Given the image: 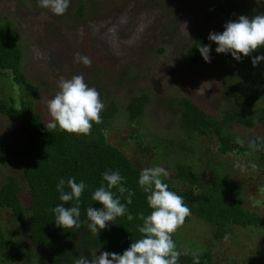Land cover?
Here are the masks:
<instances>
[{
  "label": "trees",
  "instance_id": "obj_1",
  "mask_svg": "<svg viewBox=\"0 0 264 264\" xmlns=\"http://www.w3.org/2000/svg\"><path fill=\"white\" fill-rule=\"evenodd\" d=\"M82 7V3H78V16ZM259 13H264V0L259 5L256 0H214L209 8L202 7L185 49L187 61L194 65L204 61L198 48L210 45L208 36L212 24L225 25L237 21L241 15L251 18ZM217 55L219 76L224 78L221 93L217 94L220 98L217 113H206L189 98L175 99L170 108L177 114V134L171 137L144 135L150 146H145L143 152H153L151 161L154 163L166 164L169 175L162 177L163 182L170 191L182 196L191 209L186 220L195 218L204 222L213 240L224 239L234 226L264 235V216L244 204L242 187L226 171L225 161L207 160L205 170L197 165L201 160L199 142L212 139L219 155L245 153L246 162L257 169L264 168V147L259 150L249 147L251 142L264 145V137L243 139L234 132L235 126L249 128L255 121L264 126V60L255 67L252 65L253 57L264 55V47L249 57L241 56L240 61L230 53ZM21 63L17 38L8 22L0 20V75L3 78L0 114L15 122L22 132L18 144L0 137V167L10 169L0 181V211L5 209L13 219V224L0 225V264H17V258L29 264H74L80 255L90 260L105 251L122 254L141 238L137 226H142L143 221L139 216L150 214L151 209L147 204L148 194L139 186L140 172L144 168L137 167L120 148L108 143L104 132L113 126L118 116L116 112L123 115L124 123L138 124L149 94L129 95L120 109L112 98L100 93V100L107 102L100 113L102 122L93 123L90 134H69L59 128L49 132L33 105L39 88L26 79ZM13 88L20 92L17 100L11 94ZM137 140L141 144L142 140ZM107 170L118 171L123 177V186L135 194L128 204L127 192L121 196L118 188L111 189L127 211L124 216L108 222L96 235L88 230L86 209L103 207L92 199V194L102 183L106 187L103 173ZM73 177L77 183L83 181L86 185L80 198V227L64 229L56 226L55 216L49 209L62 203L56 190L59 180ZM74 204L72 201L64 206ZM128 214L134 219L129 221ZM7 227L12 233L9 236L5 233ZM182 237L178 231L172 237L177 250L188 248L190 253L199 254L200 264H230L216 261L211 249L193 247ZM257 245L245 262L232 264H264V237ZM178 264H192V256L182 255Z\"/></svg>",
  "mask_w": 264,
  "mask_h": 264
},
{
  "label": "rangeland",
  "instance_id": "obj_2",
  "mask_svg": "<svg viewBox=\"0 0 264 264\" xmlns=\"http://www.w3.org/2000/svg\"><path fill=\"white\" fill-rule=\"evenodd\" d=\"M212 1L70 0L67 11L57 16L40 7L38 0H0V20L8 22L17 38L26 79L39 88L33 105L44 124L51 119L47 101L59 91L61 77L71 79L82 75L89 87L112 98L120 109L129 95L149 94L138 124L124 123L123 115L116 112L118 116L113 126L104 132L108 143L120 148L137 167L146 168L160 166V163L151 161L153 152H143L145 146H150L144 135L171 137L177 134V114L170 108L175 99L189 98L208 114H216L220 107L217 94L221 93L224 78L219 76L217 45L210 41V63L204 60L194 65L185 57L195 18L202 7L209 8ZM78 3L83 5L79 16L76 14ZM223 31L222 24L214 23L209 27V34ZM76 53L89 57L91 66L77 62ZM2 79L0 75V100ZM11 94L17 100L20 92L13 88ZM234 132L243 139L264 137V126L255 121L249 128L235 126ZM0 137L16 144L22 139L18 125L2 114ZM136 137L142 140L141 144ZM199 144L198 167L205 170L207 160L225 161L226 171L242 187L244 204L264 216V168L257 169L246 162L245 153L219 155L212 139ZM161 164L165 169L166 164ZM8 171L10 169L0 167V181ZM6 223L13 224V219L3 209L0 225ZM177 231L191 246L209 248L216 261L230 264L245 262L264 237L249 228L234 226L226 235L227 239L216 241L211 238L209 226L195 218L187 219ZM5 233L12 234L8 227ZM15 262L29 264L19 258Z\"/></svg>",
  "mask_w": 264,
  "mask_h": 264
},
{
  "label": "clouds",
  "instance_id": "obj_3",
  "mask_svg": "<svg viewBox=\"0 0 264 264\" xmlns=\"http://www.w3.org/2000/svg\"><path fill=\"white\" fill-rule=\"evenodd\" d=\"M256 3L259 5L261 0H256ZM38 4L59 16L67 11L70 0H38ZM183 25L187 33L186 24ZM208 39L217 45L215 49L217 53H230L237 61L241 60V56L249 57L254 51L264 47V13L251 18L241 15L237 21L227 22L222 33H210ZM198 50L205 62L210 63V45H201ZM76 60L85 66H91V59L80 53H76ZM262 60L264 55L253 57V67ZM58 87L59 91L54 98L47 101L51 119L45 124L46 129L49 132L59 128L60 131L69 134H90L93 123L102 122L100 113L104 109V104L99 98V92L94 87H89L82 75H75L71 79L61 77ZM237 142L242 143L239 140ZM249 147L259 150L264 145L251 142ZM168 175L169 173L160 166L146 167L140 172L139 186L148 194L147 204L151 209L150 214L141 213L139 216L143 221L142 226H137L139 233L142 234L141 238L131 243L122 254L105 251L99 256L91 257L90 260L80 255L74 264H178L182 255H191L192 264H200L199 254L190 253L188 248L177 250L172 238L191 215V209L182 196L170 191L168 184L163 182L162 177L166 178ZM103 181L106 182V187L102 183L92 194V199L103 207L96 209L90 206L86 209L88 230L96 235L107 227L108 222L124 216L127 211L126 205L121 203L119 197L114 196L111 189L118 188L121 196L127 192L128 204L132 203V196L135 194L123 186V177L118 171H105ZM85 188V183L83 181L77 183L74 177L67 181L63 178L59 180L56 190L60 193L59 199L62 203L49 209L55 216L56 226L64 229L80 227V198ZM72 201H75L73 206H64ZM127 219L131 221L134 217L128 214Z\"/></svg>",
  "mask_w": 264,
  "mask_h": 264
}]
</instances>
